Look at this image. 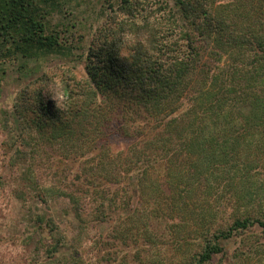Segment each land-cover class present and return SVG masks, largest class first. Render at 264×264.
Masks as SVG:
<instances>
[{"label":"trees","instance_id":"1","mask_svg":"<svg viewBox=\"0 0 264 264\" xmlns=\"http://www.w3.org/2000/svg\"><path fill=\"white\" fill-rule=\"evenodd\" d=\"M114 1L81 55L84 76L65 73L64 100L44 74L5 112L11 194L52 233L47 264H80L57 214L76 234L87 217L127 219L108 244L143 239L148 264H214L223 240L264 234V0ZM67 2L0 0V62L70 56L74 24L51 20ZM116 136L126 144L114 157ZM49 196L55 215L32 209ZM164 243L180 257L158 258Z\"/></svg>","mask_w":264,"mask_h":264},{"label":"rangeland","instance_id":"2","mask_svg":"<svg viewBox=\"0 0 264 264\" xmlns=\"http://www.w3.org/2000/svg\"><path fill=\"white\" fill-rule=\"evenodd\" d=\"M110 2L115 1L68 0L65 13H55L51 17L54 23H60L61 29L66 27L68 22L74 24L73 26L68 25V33L70 34L68 44L73 45L74 48L70 56L48 54L39 59H10L0 62V264H47L45 262L47 259L45 247L47 242L53 241L52 233L48 227L40 226V223H36L31 218L32 216L29 217L25 214L26 211L24 213L29 204H26L24 208V205L16 201L11 194V190L17 187L18 179L17 172L7 164L9 153L5 148L6 136L2 130L5 112L12 110L16 96L22 88L32 81H38L44 74L50 78V88L54 91L53 98L59 102L64 100L61 82L64 76H67L65 73H75L77 78L84 76L85 70L81 55L93 36L99 32V28L107 22L105 20L110 12ZM153 7L158 8V4L154 2ZM115 142L113 155L117 157V153H120L119 151L123 149L126 141L122 136H116ZM61 166L67 168L68 163H62ZM48 199L50 203L47 204L33 198L32 209L36 212L55 215L57 212L52 211H55V207H57L56 200L55 198L53 200L51 196ZM230 210L232 207L228 208L229 212ZM118 217L121 219L123 217L119 211L115 213V218ZM56 219L60 229L65 230L69 238L76 237L70 250L64 253L65 256L70 258L74 255L76 258H80V264H148L144 262L146 261L144 260L146 259L145 252H142L138 259L135 252L136 247L144 242L143 239L134 244L132 240L124 242L112 237L111 243L108 244V232L110 233L114 228L115 222L112 224L109 222L98 223L87 217L86 227L80 229V233L76 234L77 230L61 214H57ZM126 221V224L120 223L121 225L118 221L115 229L128 227L129 222L127 219ZM134 226L133 232L138 230V226ZM159 226H164V224H159ZM166 243L156 245L161 251L157 257L162 255L164 259L167 257L165 260L172 257H174L173 260L179 258L180 253L173 250H169L166 256L165 252L168 248ZM222 244L225 252L223 255L215 256L214 264H234L236 263V256L241 254L244 256L249 253L252 245L257 246L258 249L250 253L252 257L247 259L244 264H258L260 261L262 264L264 263V234L260 226H254L245 231L239 238L233 237L223 240Z\"/></svg>","mask_w":264,"mask_h":264}]
</instances>
